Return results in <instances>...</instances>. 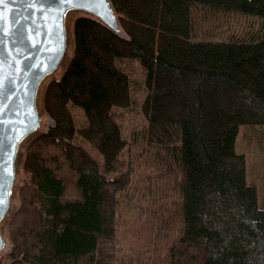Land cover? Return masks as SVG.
I'll list each match as a JSON object with an SVG mask.
<instances>
[{
    "label": "trees",
    "instance_id": "obj_1",
    "mask_svg": "<svg viewBox=\"0 0 264 264\" xmlns=\"http://www.w3.org/2000/svg\"><path fill=\"white\" fill-rule=\"evenodd\" d=\"M111 2L122 34L86 15L72 22L73 53L44 89L52 123L23 153L0 264H127L124 210L143 264H264V205L235 145L239 128L264 126V0ZM117 60L145 71L141 153L154 186L141 193L115 112L132 105Z\"/></svg>",
    "mask_w": 264,
    "mask_h": 264
},
{
    "label": "water",
    "instance_id": "obj_2",
    "mask_svg": "<svg viewBox=\"0 0 264 264\" xmlns=\"http://www.w3.org/2000/svg\"><path fill=\"white\" fill-rule=\"evenodd\" d=\"M76 15L121 34L111 0H0V255L7 246L3 225L13 213L23 149L46 131L43 92L67 67Z\"/></svg>",
    "mask_w": 264,
    "mask_h": 264
},
{
    "label": "rangeland",
    "instance_id": "obj_3",
    "mask_svg": "<svg viewBox=\"0 0 264 264\" xmlns=\"http://www.w3.org/2000/svg\"><path fill=\"white\" fill-rule=\"evenodd\" d=\"M77 16L73 17L74 20ZM71 21L73 22V20ZM70 21L71 25V36L73 39L72 34V22ZM73 50L70 54V57L66 63L68 65L69 60L72 56ZM117 65H119L130 77L131 79V86H132V105L126 109H119L116 110L117 121L120 123L122 128V134L125 139L129 143V151L125 157L128 160V163L132 165L135 171L134 175V184L133 190L136 192H142L143 183L145 186L153 185L150 183V179L148 176L152 174L148 172L144 162V155L142 156V131L146 127V120L143 115L139 111V106L144 98L146 93L145 90V71L139 65L138 61L136 60H117ZM66 67V66H65ZM61 73L57 74L55 78L60 77ZM42 109V106H41ZM71 114L73 116V120L76 126L81 125L84 120V112L78 106H70ZM43 117H44V126L43 129H47L51 125V119L43 110ZM75 141L80 143L83 148L91 154L98 163H101V156L96 153L95 151L91 150L89 146L82 141V139L78 136H75ZM236 149L239 152H243L247 159V181L256 183L257 190H258V202L261 205H264V126H255V127H241L239 128V134L236 139ZM23 149V153L25 151ZM127 151V149H126ZM125 151V152H126ZM23 158V156H22ZM25 180V175L22 169V159L18 166V180L17 186L14 193V203H13V210H17L19 206V189L23 185ZM154 186V185H153ZM148 204L144 205L145 207ZM141 205L136 204L135 207L139 208ZM9 216L8 221H6L3 225V232L7 238V246L4 252L0 255V261L7 257V253L11 247L9 236H8V229L7 225L11 217ZM130 215L126 210H124L123 216L120 218V224L124 227H120V236L118 237V245L117 250L119 253V257L121 256L122 260L126 259L127 264H143V255L141 250V245L136 241L133 235L127 232L126 223H128V217Z\"/></svg>",
    "mask_w": 264,
    "mask_h": 264
},
{
    "label": "bare ground",
    "instance_id": "obj_4",
    "mask_svg": "<svg viewBox=\"0 0 264 264\" xmlns=\"http://www.w3.org/2000/svg\"><path fill=\"white\" fill-rule=\"evenodd\" d=\"M120 33L122 34V31Z\"/></svg>",
    "mask_w": 264,
    "mask_h": 264
}]
</instances>
